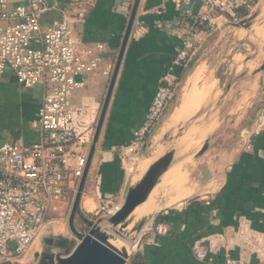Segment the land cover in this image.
Returning <instances> with one entry per match:
<instances>
[{
	"label": "crops",
	"instance_id": "crops-1",
	"mask_svg": "<svg viewBox=\"0 0 264 264\" xmlns=\"http://www.w3.org/2000/svg\"><path fill=\"white\" fill-rule=\"evenodd\" d=\"M256 3L248 27L226 23L191 51L177 101L149 144L133 151V133L182 46L180 30L157 26L177 16L174 0H141L134 28L140 22L143 28L133 30L127 44L79 209L123 204L129 188L174 142V160L153 189L163 206L157 209L150 194L140 211L159 212L138 237L144 264H264V0ZM66 7L75 36L90 46L104 45L105 65L72 98L93 139L132 6L128 0H76ZM78 11L85 17L79 19ZM59 15L52 9L43 20L49 24ZM42 95L41 86L25 87L12 69L4 71L0 144L38 142ZM68 207L50 212L25 256L0 264L48 261L45 243L73 238ZM163 219L167 231L157 235L156 223ZM197 246L208 250L205 259L195 255Z\"/></svg>",
	"mask_w": 264,
	"mask_h": 264
},
{
	"label": "built area",
	"instance_id": "built-area-1",
	"mask_svg": "<svg viewBox=\"0 0 264 264\" xmlns=\"http://www.w3.org/2000/svg\"><path fill=\"white\" fill-rule=\"evenodd\" d=\"M76 0H71L75 2ZM134 0H128L132 6ZM177 16L161 20L157 26L177 34L182 46L172 69L160 80L143 124L134 131L131 149H139L165 116L190 53L205 35L223 23L243 24L256 0H174ZM56 9L60 15L45 23V13ZM69 9L55 0H0V78L7 68L25 87L41 86L43 95L37 111L39 140L32 144H0V261L11 262L25 256L39 237L50 212L70 206L85 170L92 130L83 125L80 112L72 104L86 78L102 69L104 45L90 46L78 39L68 19ZM79 19L85 11L77 12ZM140 22L133 30L138 34ZM132 30V32H133ZM109 68L112 65H108ZM180 70V71H177ZM105 210V207H101ZM167 225L156 223L162 235ZM15 242L16 247H10ZM199 259L208 250L194 249ZM227 264H236L227 259Z\"/></svg>",
	"mask_w": 264,
	"mask_h": 264
},
{
	"label": "water",
	"instance_id": "water-1",
	"mask_svg": "<svg viewBox=\"0 0 264 264\" xmlns=\"http://www.w3.org/2000/svg\"><path fill=\"white\" fill-rule=\"evenodd\" d=\"M50 4L55 3V0H48ZM141 0H134L130 15L128 18L126 30L121 43L120 51L117 57V61L113 70L107 95L105 97L101 114L94 132L92 143L89 150L88 160L80 179L77 193L73 201L70 217L69 227L72 234L77 241L75 248L71 253L63 254L62 252L54 253L49 251L47 264H126L129 254L126 249L119 250L109 242V235L107 231L101 227L102 219L96 224H93L88 231H81L76 226V217L80 212V202L85 189V185L89 176L92 161L96 151V146L100 137V133L104 124L108 106L112 97L116 79L122 64L124 53L131 37L133 26L137 17V13L140 7ZM208 148V143L205 144L201 151V154ZM173 149L167 151L164 155L154 161L141 179L132 185L126 195L123 205L118 208L113 215H111L108 221L114 226H122V229L127 227V220L129 216L135 211V209L146 202L158 184L160 178L168 171L171 163L174 160ZM142 226V225H140ZM68 241H63L60 244H56L58 248H65ZM11 248L16 247L15 242L10 243Z\"/></svg>",
	"mask_w": 264,
	"mask_h": 264
},
{
	"label": "rangeland",
	"instance_id": "rangeland-1",
	"mask_svg": "<svg viewBox=\"0 0 264 264\" xmlns=\"http://www.w3.org/2000/svg\"><path fill=\"white\" fill-rule=\"evenodd\" d=\"M255 14H256V5L252 9V11H250V12H248L246 14L248 16H245V18L243 20L245 25L237 24V23H235V24L227 23V24L233 25V26L248 27L250 25L251 20L254 18ZM224 24H226V23H222L220 25V27L222 25H224ZM173 143L174 142H172V144L169 145L170 147H168V149L171 150V148H173ZM159 145H160V143L157 141L153 145V147L154 146L157 147ZM151 150H153V148H151ZM156 155H158V154H156ZM77 189H78V187L76 188V192L74 194L73 201L75 199V196H76V193H77ZM73 201H72V204L68 207V209L66 211V215L65 216L67 218L70 217ZM149 201L154 203L156 206L157 205L159 207L163 206L162 205V201H160L157 198L156 191L155 192L153 191L151 193ZM121 204L120 203L118 204L115 201V202H112L110 204L107 203V204L99 205L100 207H98L96 210H94L92 212H89V211H87L85 209H80V212L78 213V215L76 217V224H77V227L80 230L88 231L93 224H96L100 219H102V222H101L100 225H101L103 230L107 231V233L109 235V242L113 246L118 248L119 250L126 249L128 254H129V257L127 259V263L126 264H134V260L135 259L132 258V257H134V255H136L137 253H140V245L141 244L138 241V239H139L138 237L142 233L141 230L144 227V225L146 226L147 222L150 223L152 220H154V217L159 212H158V210H156V211L154 210L153 212L147 213V214H144V215L142 214V212L135 213V214L132 213L129 216L128 220H127V223H128L127 227L122 229L121 225H119L117 227H114L108 221L109 217L111 215H113L115 213V211L123 205V204L122 205ZM102 206L105 207V210H102V208H101ZM158 206H157V209H159ZM145 218H148V220L145 223L140 224L143 221V219H145ZM140 225H142V226H140ZM71 236L73 238L68 239V244H67V246H65V248H58V247H56V245H49L48 243H45V249L44 250H46L47 252L52 251L54 253H59V252H62L63 254L71 253L73 251V249L75 248L76 243H77V241L75 240V236L72 234V232H71ZM53 238L59 240L62 237L61 236H53Z\"/></svg>",
	"mask_w": 264,
	"mask_h": 264
},
{
	"label": "trees",
	"instance_id": "trees-1",
	"mask_svg": "<svg viewBox=\"0 0 264 264\" xmlns=\"http://www.w3.org/2000/svg\"><path fill=\"white\" fill-rule=\"evenodd\" d=\"M69 2H71V0H60V3H62L63 5H66V4L69 3ZM184 73H185V72H184ZM183 78H184V76H182V78H181V84H182ZM181 84H180V86L178 87L177 92H176V95H175L174 99L172 100L171 104H173V103H175V102L177 101L178 96H179V93H180V90H181ZM171 104H170V106H171ZM168 109H169V108H168ZM156 129H157V128H156ZM156 129H155V130H156ZM154 132H155V131H154ZM150 138H151V135H150V137L148 138V141H147L146 143L149 144V142H150ZM147 220H148V218L143 219V221H142L140 224L145 223ZM158 220H159V219H158ZM159 222L164 223L165 220L163 219L162 221L160 220ZM85 223H86V222H85ZM76 226H77V224H76ZM78 229H79V228H78ZM81 231H82V230H81ZM132 258L135 259V260H134V264H144V260H143V257H142V255H141V253H137V254L134 255V257H132Z\"/></svg>",
	"mask_w": 264,
	"mask_h": 264
},
{
	"label": "bare ground",
	"instance_id": "bare-ground-1",
	"mask_svg": "<svg viewBox=\"0 0 264 264\" xmlns=\"http://www.w3.org/2000/svg\"><path fill=\"white\" fill-rule=\"evenodd\" d=\"M144 204H145V203H144ZM144 204H142V205H140L139 207H137V208L135 209V211L133 212V214H134V213H139V212L141 211L142 207L144 206Z\"/></svg>",
	"mask_w": 264,
	"mask_h": 264
},
{
	"label": "flooded vegetation",
	"instance_id": "flooded-vegetation-1",
	"mask_svg": "<svg viewBox=\"0 0 264 264\" xmlns=\"http://www.w3.org/2000/svg\"><path fill=\"white\" fill-rule=\"evenodd\" d=\"M61 242H63V241H57L56 244H60ZM45 258H47V259L49 258L48 254L45 255ZM43 264H47V261H44Z\"/></svg>",
	"mask_w": 264,
	"mask_h": 264
}]
</instances>
